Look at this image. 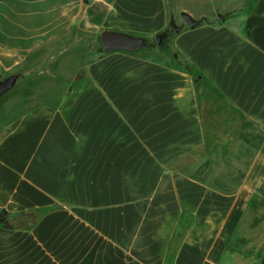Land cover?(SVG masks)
Instances as JSON below:
<instances>
[{"label": "crops", "instance_id": "0c3cea01", "mask_svg": "<svg viewBox=\"0 0 264 264\" xmlns=\"http://www.w3.org/2000/svg\"><path fill=\"white\" fill-rule=\"evenodd\" d=\"M3 80L0 264H264V0H0Z\"/></svg>", "mask_w": 264, "mask_h": 264}, {"label": "rangeland", "instance_id": "374dc122", "mask_svg": "<svg viewBox=\"0 0 264 264\" xmlns=\"http://www.w3.org/2000/svg\"><path fill=\"white\" fill-rule=\"evenodd\" d=\"M146 44H148V47L146 49H142V50H139L137 52H127L126 54H129V56H136V55H139L141 57H145L149 60H158V57L160 58V60L158 61H161L162 63H165L168 61V58L164 56L165 54V48L163 49L162 53L157 50V49H154L155 47V41L154 42H146L144 41ZM96 55H97V59L100 60L102 58H104L105 56L109 55V54H104L102 52V49H101V46H100V40L98 39L97 40V43H96ZM120 52H125V51H120ZM125 54V53H124ZM84 73V74H83ZM83 73H80L79 74V77H80V81L75 83L71 90H70V95L71 97H77L79 94H81L84 90H86L89 86V83H90V77L88 76V74H86V72H83ZM230 161H233L232 159H229V161H227L226 163H220V162H210L209 164H214L216 167H213V171H214V175L215 176H218V178H222L223 179L224 177H226V174H230L232 173L231 171V167L230 166ZM213 174V173H212ZM225 175V176H224ZM214 176V178H215ZM226 180V178H224ZM226 182H229V183H232V185H234V183H236L235 181L229 179L227 180ZM209 184H214V181H213V178L209 179ZM256 211L260 212L262 214L261 218L258 219V222L261 223V225L263 226H260L259 228L256 229V233H255V237H256V240L257 239H260V238H263L264 237V203H259L257 204L256 206ZM254 237V239H255ZM264 249V247H263Z\"/></svg>", "mask_w": 264, "mask_h": 264}, {"label": "water", "instance_id": "95a60500", "mask_svg": "<svg viewBox=\"0 0 264 264\" xmlns=\"http://www.w3.org/2000/svg\"><path fill=\"white\" fill-rule=\"evenodd\" d=\"M184 23L193 28L197 22L192 20L188 15L183 14ZM171 28L176 31L177 28L171 25ZM100 46L104 54H109L116 51L136 52L148 47V44L140 38H135L127 34L104 31L100 34ZM10 88V80L0 81V97ZM264 246V244H263Z\"/></svg>", "mask_w": 264, "mask_h": 264}, {"label": "trees", "instance_id": "16d2710c", "mask_svg": "<svg viewBox=\"0 0 264 264\" xmlns=\"http://www.w3.org/2000/svg\"><path fill=\"white\" fill-rule=\"evenodd\" d=\"M173 25V24H172ZM165 38H166V34L165 33H161V34H158L156 37H155V43L157 46H161L164 41H165ZM6 216L7 214L5 212H2L1 215H0V225H5L7 224V219H6Z\"/></svg>", "mask_w": 264, "mask_h": 264}]
</instances>
